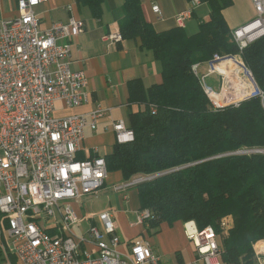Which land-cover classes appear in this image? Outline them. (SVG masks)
Returning <instances> with one entry per match:
<instances>
[{
	"label": "built area",
	"instance_id": "built-area-1",
	"mask_svg": "<svg viewBox=\"0 0 264 264\" xmlns=\"http://www.w3.org/2000/svg\"><path fill=\"white\" fill-rule=\"evenodd\" d=\"M47 1L18 0V16L6 20L0 29V264H167L149 240L121 239L111 211L82 219L75 210L74 204L82 197L106 184L109 171L104 156H78L86 128L95 129L109 110L97 107L88 115H56L57 102L76 108L91 96L86 72L71 65L72 42L85 31V22L72 18L42 29L34 9ZM251 1L254 17L232 31L241 53L264 37V0ZM201 3L191 0L190 8L176 16L177 25L184 28ZM152 10L161 14L158 4ZM105 39L110 43L124 40L119 30ZM239 57L215 55L206 74H199V63L192 70L208 96L212 92L206 82L209 75L218 74L221 84L223 77L238 80L239 88L223 85V91L216 93L225 97V106L228 98L246 92V99L260 96L264 107V92L256 90V83L239 80L251 73ZM228 61H232L230 67L221 70L220 65ZM113 130L119 144L134 142L127 121H115ZM235 153L264 154V147ZM140 180L120 184L116 190L129 200L127 188ZM152 217L149 209L138 210L135 223L148 228ZM83 221L90 223L79 234L77 227ZM231 223L230 217L224 218L220 227L227 232ZM185 232L195 258L179 264H222L220 235L212 226L199 229L187 222ZM2 239H10L11 256H3ZM254 250L264 264V241L257 242Z\"/></svg>",
	"mask_w": 264,
	"mask_h": 264
},
{
	"label": "trees",
	"instance_id": "trees-1",
	"mask_svg": "<svg viewBox=\"0 0 264 264\" xmlns=\"http://www.w3.org/2000/svg\"><path fill=\"white\" fill-rule=\"evenodd\" d=\"M105 1L76 0L94 18L102 17ZM201 2L209 4L210 16L188 35L179 26L158 30L145 18L140 0H124L119 31L152 53L162 80L149 87L141 79L128 82L129 101L140 106L129 117L135 140L116 142L104 158L108 171L120 172L123 181L160 174L136 186L140 210L153 214L149 229L178 221L212 226L228 235L220 244L222 264H260L254 244L264 239V154L235 152L264 147L261 97L217 108L192 65L215 55H240L264 92V37L241 53L224 16L232 0ZM229 217L225 232L220 222Z\"/></svg>",
	"mask_w": 264,
	"mask_h": 264
},
{
	"label": "crops",
	"instance_id": "crops-1",
	"mask_svg": "<svg viewBox=\"0 0 264 264\" xmlns=\"http://www.w3.org/2000/svg\"><path fill=\"white\" fill-rule=\"evenodd\" d=\"M140 1L145 18L160 31L177 27L176 16L191 6V0ZM17 2L18 0H0V29L6 20L18 16ZM123 4L124 0L105 1L101 18L92 17L89 8L79 6L76 0H49L34 9L42 29H47L54 23L67 22L72 18L82 19L85 22V31L72 42L71 65L73 69H83L86 72L91 99L88 103L76 108H66L62 102H57L56 105V115L62 117L76 113L88 115L97 107L109 110L106 115L98 119L95 129L86 128L85 139L79 153L82 158L104 156L113 152L116 143L113 123L117 120H125L129 123L131 112L140 108L138 104H132L129 101L128 82L130 80L141 79L146 87L160 83L162 80L160 63L154 59L150 51L141 46L140 41L124 39L122 42L110 43L105 39L108 33L119 30V21L124 16ZM154 4L160 6L161 14L153 12ZM210 11V6L206 2L197 6L193 10L192 17L186 21L184 27L186 33L188 35L197 33L200 21L208 20ZM254 15L255 10L251 0H232V4L224 10V16L231 29L246 23ZM226 63L220 65V68H224ZM202 66L206 67L208 72L209 65L203 63L200 68ZM228 66L230 65L228 64ZM241 73L239 71L238 74ZM216 75L218 77L217 86L212 87L207 84L215 91L220 92L221 77ZM246 88L247 85L243 89L246 90ZM111 177H116V181H123L120 172L112 173ZM136 195V205L132 206V210L124 211L122 210L124 200L120 196L121 202L118 203V206L124 213L137 214L140 210L137 190ZM106 210L112 212L121 239L129 242L140 239L149 240L155 251L167 264H179L194 260V247L187 238L184 222L178 221L173 224L162 222L158 227L149 229L136 224L134 217L133 220L128 221L127 227L119 220L116 208L111 207L102 211ZM94 214L89 213L87 216Z\"/></svg>",
	"mask_w": 264,
	"mask_h": 264
},
{
	"label": "rangeland",
	"instance_id": "rangeland-1",
	"mask_svg": "<svg viewBox=\"0 0 264 264\" xmlns=\"http://www.w3.org/2000/svg\"><path fill=\"white\" fill-rule=\"evenodd\" d=\"M235 56H238V55L235 54ZM226 57H228V56H226ZM238 60L239 61H243L241 56L238 58ZM198 63L203 65V63H207V62H198ZM206 69H207L206 67L203 68V66H202L199 69V74L202 75L203 73H206L207 72ZM235 79L234 78H230L229 79V81H228L229 83H227L228 89H236V87L239 86V83L236 82ZM217 80H218V77L215 74V75L209 76L208 79H206V82L210 86L216 87L217 86ZM239 80L241 82H245V83H247V81H248L245 76H242L241 78H239ZM238 99H239L238 96L237 97H230V98H228V104H233L234 101H236ZM111 174L112 173L109 172L106 184H105V186L102 189H100L97 193L89 194V195H86V196L82 197L79 203L74 204V207H75V210H76L78 216L80 218H82V219H83L84 216H87L89 213L97 214L98 212H100V211H102L104 209H108V208H111V207L116 208L117 209L116 211L118 212L119 220L121 222H123V224H125V226L128 227V224H129L128 221L129 220H133L134 217H135L134 221H136L137 214H135L133 212H129V213L126 214L123 211L124 210H132V206L136 205V200H137V195H136L137 188H136V186H137V184H139L141 182V180H140L141 178L144 179V178H148V177L135 176V177L131 178L130 181H122L121 182L120 180L116 181L117 178L116 177H111ZM135 179H138L140 181L136 185H133V186L127 188L126 194H128L127 196H129V201L126 202L127 200H124V198H123L124 192L123 191H117L116 190V186H118L120 184L123 185V183H126V182H132ZM120 196H121L122 200H124V207L122 208L123 211L118 206V203L121 202ZM189 222H192V221H189ZM89 223L90 222L83 221L79 225V227H77V232L79 234H82L83 231L87 230V228L89 226ZM225 237H228V235L227 234L226 235H224V234L220 235V238H219L220 244L222 243L223 238H225ZM259 241H261V240H259ZM259 241H257V242H259ZM263 241H264V239H263ZM257 242L254 244V246L257 244ZM256 260L258 261V263L260 262L258 257L256 258Z\"/></svg>",
	"mask_w": 264,
	"mask_h": 264
},
{
	"label": "bare ground",
	"instance_id": "bare-ground-1",
	"mask_svg": "<svg viewBox=\"0 0 264 264\" xmlns=\"http://www.w3.org/2000/svg\"><path fill=\"white\" fill-rule=\"evenodd\" d=\"M231 62L232 61H228L226 64L230 65ZM224 68L221 67L220 69L221 70H225ZM247 80L250 81L251 83H256L254 78H253L252 73H247ZM228 81H229L228 77H223V84H221L222 85V88H221L222 90H223V85H227V83H229ZM247 90L248 89H246V91ZM249 92L251 94L252 90H250ZM216 93H219V92L215 91L213 88H212V92H209V97H210L211 101L213 102V104L215 106H225V97L223 95H218ZM245 99H246V92H242L240 97H239V99L234 101V105L238 106L240 104V102L242 100H245ZM227 103H228V100L226 101V104ZM2 247H3V256H11V253H10L11 252L10 239H5V240L2 239Z\"/></svg>",
	"mask_w": 264,
	"mask_h": 264
},
{
	"label": "water",
	"instance_id": "water-1",
	"mask_svg": "<svg viewBox=\"0 0 264 264\" xmlns=\"http://www.w3.org/2000/svg\"><path fill=\"white\" fill-rule=\"evenodd\" d=\"M256 90H259V87L257 86V84H256ZM159 175H160V174H159ZM159 175H156V176H153V177H157V176H159ZM153 177L144 178V179L141 178V182H143V181H145V180H147V179H152Z\"/></svg>",
	"mask_w": 264,
	"mask_h": 264
}]
</instances>
